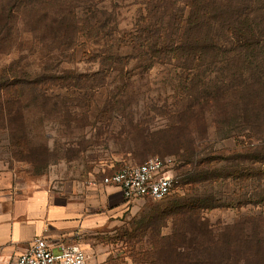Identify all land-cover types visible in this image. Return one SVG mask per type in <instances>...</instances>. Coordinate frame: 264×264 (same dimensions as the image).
<instances>
[{
	"label": "rangeland",
	"instance_id": "obj_1",
	"mask_svg": "<svg viewBox=\"0 0 264 264\" xmlns=\"http://www.w3.org/2000/svg\"><path fill=\"white\" fill-rule=\"evenodd\" d=\"M12 1L28 0H0V17ZM35 2L42 11L27 8L13 18L16 40L0 50V79L12 76L13 68L39 76L46 69L45 76L69 80L40 86L43 98H33L34 87L28 86L21 108L14 92L0 101V188L92 182L106 190L103 179L125 165L173 156L179 171L172 196L125 201L112 212L110 228L99 233L98 240L112 242L109 264H264L261 122L225 125L219 106L218 112L197 114L192 94L203 88L190 84L203 70L184 71L176 63L152 69L136 61L103 65L108 57L87 31L66 50L48 44L53 30L34 29L46 16L48 25L111 20L129 31L146 0ZM230 75L220 66L211 77ZM235 105L229 104V115L238 114Z\"/></svg>",
	"mask_w": 264,
	"mask_h": 264
},
{
	"label": "trees",
	"instance_id": "obj_2",
	"mask_svg": "<svg viewBox=\"0 0 264 264\" xmlns=\"http://www.w3.org/2000/svg\"><path fill=\"white\" fill-rule=\"evenodd\" d=\"M35 3V0L10 3L7 13L0 17V50L13 46L16 40L13 22L16 13L27 8L37 13L43 10L42 4ZM139 15L129 31H122L120 25L111 20L93 19L95 22L84 27L78 22L67 24L57 20L48 25L46 16L34 29L38 31L43 26L53 30L54 36L48 39V44L66 50L75 47L80 34L87 31V39L102 48V53L108 57L102 59L103 65L120 66L136 61L147 69L176 63L184 71L203 70L190 84L192 89L203 88L192 94L199 107L197 114L205 116L210 109L218 112L219 106L225 125L242 119L240 125L246 126L255 119L261 122L260 129L264 127V73L261 72L264 57L260 55L264 50V0H146ZM124 52L135 56L126 59L122 57ZM220 66L232 74L230 79L211 77L215 72L218 74ZM252 71L258 72L257 77L246 78V73ZM11 73L12 76L0 79V101L14 92L20 108L28 86L34 87L33 98H43L40 86H62L60 82L69 80L45 76L46 69L40 76L18 73L13 68ZM97 77L98 74L94 78ZM232 102L237 104L238 114L234 116L228 111ZM6 112L12 114L11 106ZM206 134L207 131L201 136ZM177 171L179 165L176 174ZM177 189L178 180L175 191Z\"/></svg>",
	"mask_w": 264,
	"mask_h": 264
},
{
	"label": "crops",
	"instance_id": "obj_3",
	"mask_svg": "<svg viewBox=\"0 0 264 264\" xmlns=\"http://www.w3.org/2000/svg\"><path fill=\"white\" fill-rule=\"evenodd\" d=\"M101 188L92 182L87 187L44 183L0 188V264H14L38 237L78 244L89 255L88 264H109L112 242L98 240V235L110 228L112 212L125 199L115 187Z\"/></svg>",
	"mask_w": 264,
	"mask_h": 264
},
{
	"label": "built area",
	"instance_id": "obj_4",
	"mask_svg": "<svg viewBox=\"0 0 264 264\" xmlns=\"http://www.w3.org/2000/svg\"><path fill=\"white\" fill-rule=\"evenodd\" d=\"M177 165L173 156L151 157L143 164L125 165L105 177L102 184L118 189L127 203L145 199L161 202L175 192ZM89 258L78 244H54L38 237L14 264H88Z\"/></svg>",
	"mask_w": 264,
	"mask_h": 264
}]
</instances>
